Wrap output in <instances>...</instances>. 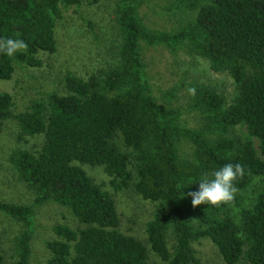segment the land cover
Returning <instances> with one entry per match:
<instances>
[{
  "label": "trees",
  "instance_id": "trees-1",
  "mask_svg": "<svg viewBox=\"0 0 264 264\" xmlns=\"http://www.w3.org/2000/svg\"><path fill=\"white\" fill-rule=\"evenodd\" d=\"M80 3L0 0V39H21L28 46L14 57L0 54V81L10 80L17 65L40 67L39 53H55V23L62 9ZM178 3L194 17L186 29L168 33L144 25L138 0H117L114 61L87 79L68 73L64 95L48 93L14 116L11 96L0 92V120L16 118L20 140L43 136L39 151L11 156L36 199L25 206L0 200V213L25 225L12 264H29L34 210L47 202L69 209L79 227L53 228L46 264H149L148 247L164 264H204L191 246L201 239L213 243L225 264H264V0ZM183 42L235 85L229 101L213 89L200 91L196 104L207 127L197 130L181 124L179 111L156 102L140 52L141 43ZM186 141L189 154L181 151ZM74 162L102 167L115 191L133 188L156 203L146 244L117 229L112 196ZM227 163L245 168L234 202L193 208L187 193L198 190L202 175Z\"/></svg>",
  "mask_w": 264,
  "mask_h": 264
},
{
  "label": "rangeland",
  "instance_id": "rangeland-1",
  "mask_svg": "<svg viewBox=\"0 0 264 264\" xmlns=\"http://www.w3.org/2000/svg\"><path fill=\"white\" fill-rule=\"evenodd\" d=\"M139 18L149 29L178 33L187 28L194 14L181 8L178 0H138ZM117 0H81L79 7L62 9V17L54 28L57 44L55 53H39L40 67L15 66L8 81H0V92L12 98V115L29 109L32 102L46 99L48 93L66 94L64 78L68 73L87 79L92 73L105 69L114 61L119 45V30L115 23L114 9ZM151 93L163 107L180 112L179 120L189 129L207 127L204 110L196 104L200 91L213 89L228 101L233 98L235 85L227 73L213 71L208 60L192 52L187 42L175 47L140 44ZM195 88V96L188 94ZM245 136V134H241ZM43 145V136H25L19 139L16 118L0 120V200L15 205H29L36 194L20 179L11 162L18 150L37 152ZM182 153L191 152V142L181 144ZM97 185L108 192L115 203L118 230L146 244V224L151 220L156 203L143 200L133 188L115 191L111 178L102 167L80 165ZM34 234L30 241L29 264H46L51 253L46 242L56 238L53 228L65 225L76 229L79 224L69 209L47 202L34 210ZM25 225L0 213V264H12L15 241ZM147 246V245H146ZM172 250V241L168 238ZM196 257L204 264H225L209 239L191 243ZM149 264H164L148 247ZM238 264H248L239 262Z\"/></svg>",
  "mask_w": 264,
  "mask_h": 264
},
{
  "label": "clouds",
  "instance_id": "clouds-1",
  "mask_svg": "<svg viewBox=\"0 0 264 264\" xmlns=\"http://www.w3.org/2000/svg\"><path fill=\"white\" fill-rule=\"evenodd\" d=\"M27 47L21 39H0V54L8 57H14L17 52L26 51ZM187 91L193 97L196 94L194 87ZM244 175L245 168L239 163H227L211 173H205L200 177L198 190L187 193L191 197L192 207L196 208L201 205L220 207L232 204L238 191L236 182Z\"/></svg>",
  "mask_w": 264,
  "mask_h": 264
}]
</instances>
